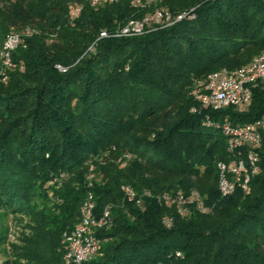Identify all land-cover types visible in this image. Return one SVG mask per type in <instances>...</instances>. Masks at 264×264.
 <instances>
[{"label":"trees","instance_id":"16d2710c","mask_svg":"<svg viewBox=\"0 0 264 264\" xmlns=\"http://www.w3.org/2000/svg\"><path fill=\"white\" fill-rule=\"evenodd\" d=\"M133 1L0 0V48L7 34L32 32L0 79V209L23 206L35 216L15 264H65L63 236L79 224L88 192L94 216L109 207L110 223L83 264H264V135L249 190L222 198L226 139L203 126L206 116L234 127L261 118L264 84L241 110L194 114L190 95L197 80L242 68L264 50V0ZM74 6L81 13L69 20ZM155 10L195 18L97 41ZM122 186L141 203L123 200ZM177 192L207 211L188 203L181 215L154 199Z\"/></svg>","mask_w":264,"mask_h":264},{"label":"built area","instance_id":"2783aa9c","mask_svg":"<svg viewBox=\"0 0 264 264\" xmlns=\"http://www.w3.org/2000/svg\"><path fill=\"white\" fill-rule=\"evenodd\" d=\"M85 1L90 7L99 8L111 4L114 0ZM132 4L142 8L147 6L142 5L140 0H135ZM81 10V6L71 7L68 13L69 20L77 19ZM194 18L192 11L173 15L165 10H155L141 20L129 21L113 33L101 31L97 41L106 38L136 37L156 29L170 27L185 20L191 21ZM31 34L32 32L27 30V34L24 35L12 32L5 36L0 48V79L2 82L7 80V71L16 68L12 61V53L18 48H25V40ZM56 68L61 73L66 72L64 68L59 66ZM260 84H264V50L242 68L233 71L220 70L204 79L197 80L190 93L196 104L191 113L218 112L230 107L245 108L251 102L252 90ZM203 126L219 130L226 139V152L230 160L228 163L219 162L217 164V189L220 197L227 198L238 190L246 193L252 178L258 175L260 171L258 152L263 142L264 115L251 124L237 127L231 126L226 121L223 123L211 122L209 116H206ZM92 178L93 175H90L89 179ZM121 192L123 200L127 202H136L139 205L142 201L143 195L137 197L134 190L128 186H122ZM154 199L159 205L175 208L181 215L185 214L183 206L188 203H194L196 209L202 212L207 211L194 194L187 198L180 192L156 194ZM109 213L108 207L101 217L96 218L92 193H87L82 205L79 224L63 236L65 264H83L100 251L101 242L97 238V231L110 223ZM162 223L169 228L171 219L164 218Z\"/></svg>","mask_w":264,"mask_h":264},{"label":"rangeland","instance_id":"374dc122","mask_svg":"<svg viewBox=\"0 0 264 264\" xmlns=\"http://www.w3.org/2000/svg\"><path fill=\"white\" fill-rule=\"evenodd\" d=\"M237 109L241 110L242 107ZM31 205H34V209L40 207L36 208L34 200ZM34 217V213L23 206L20 211L0 209V264L17 263L19 258L16 254L22 253L21 248L28 247V239L32 236L29 230L34 225Z\"/></svg>","mask_w":264,"mask_h":264}]
</instances>
